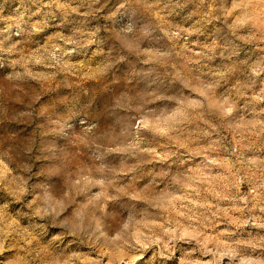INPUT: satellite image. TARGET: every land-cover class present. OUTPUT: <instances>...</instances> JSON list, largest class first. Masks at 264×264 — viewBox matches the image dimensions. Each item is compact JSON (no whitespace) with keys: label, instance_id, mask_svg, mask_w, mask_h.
<instances>
[{"label":"clouds","instance_id":"obj_1","mask_svg":"<svg viewBox=\"0 0 264 264\" xmlns=\"http://www.w3.org/2000/svg\"><path fill=\"white\" fill-rule=\"evenodd\" d=\"M140 261L264 264V0H0V264Z\"/></svg>","mask_w":264,"mask_h":264},{"label":"rangeland","instance_id":"obj_2","mask_svg":"<svg viewBox=\"0 0 264 264\" xmlns=\"http://www.w3.org/2000/svg\"><path fill=\"white\" fill-rule=\"evenodd\" d=\"M146 259H147V257H146ZM139 264H144V262L143 261H140Z\"/></svg>","mask_w":264,"mask_h":264}]
</instances>
